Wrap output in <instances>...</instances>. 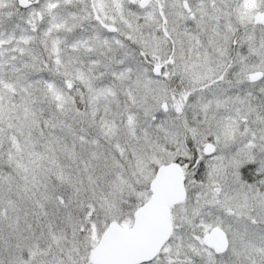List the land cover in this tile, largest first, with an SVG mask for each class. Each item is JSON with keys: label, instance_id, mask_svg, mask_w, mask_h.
Returning <instances> with one entry per match:
<instances>
[{"label": "snow or ice", "instance_id": "snow-or-ice-1", "mask_svg": "<svg viewBox=\"0 0 264 264\" xmlns=\"http://www.w3.org/2000/svg\"><path fill=\"white\" fill-rule=\"evenodd\" d=\"M0 264H264V0H0Z\"/></svg>", "mask_w": 264, "mask_h": 264}]
</instances>
